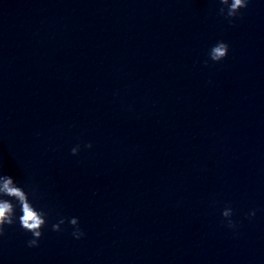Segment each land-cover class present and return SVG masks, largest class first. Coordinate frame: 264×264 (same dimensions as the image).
Here are the masks:
<instances>
[{
  "label": "water",
  "instance_id": "water-1",
  "mask_svg": "<svg viewBox=\"0 0 264 264\" xmlns=\"http://www.w3.org/2000/svg\"><path fill=\"white\" fill-rule=\"evenodd\" d=\"M219 7L0 0V174L46 212L0 264H264V0Z\"/></svg>",
  "mask_w": 264,
  "mask_h": 264
},
{
  "label": "clouds",
  "instance_id": "clouds-1",
  "mask_svg": "<svg viewBox=\"0 0 264 264\" xmlns=\"http://www.w3.org/2000/svg\"><path fill=\"white\" fill-rule=\"evenodd\" d=\"M220 7L217 14L229 23L236 18L240 9L246 8L248 0H218ZM228 53V45L222 41H218L212 46L208 53V59L213 63L223 60ZM205 66L207 61L204 62ZM91 144H86L85 148H91ZM79 145L71 149V155H77ZM32 200L29 199V193H26L21 187L13 181L9 176L0 174V236L4 235L5 228L11 227L18 223L20 228L27 233L31 234V239L27 241V247H38V241L42 236L41 229L46 224V212L43 209L34 207L32 201L36 200L37 193L35 189L31 190ZM6 198V199H5ZM12 201H15L13 203ZM17 209L19 215H17ZM255 215V211L248 213L249 218ZM232 210L225 208L221 212L226 227L235 228L234 222L231 220ZM65 223V219L61 218L57 223L53 224L51 230L53 232L61 231V225ZM69 226L73 229L72 236L74 239H81L84 236L83 231L80 229L78 220L76 218L68 219Z\"/></svg>",
  "mask_w": 264,
  "mask_h": 264
}]
</instances>
